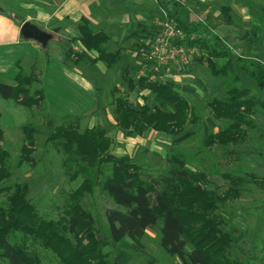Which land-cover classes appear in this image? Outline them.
Masks as SVG:
<instances>
[{"label":"rangeland","instance_id":"1","mask_svg":"<svg viewBox=\"0 0 264 264\" xmlns=\"http://www.w3.org/2000/svg\"><path fill=\"white\" fill-rule=\"evenodd\" d=\"M152 1L154 3L148 2V15L140 22L138 30L128 33V41L123 47L129 56L122 61L123 67H102L101 71L102 60L98 52H89L80 44L68 56L71 44L76 40H68L70 36L65 29L51 39L47 47L35 43L37 47L28 50L30 56L22 62V73L38 77L39 80L30 86V95L42 90L45 99L41 107L27 108L13 100L0 98L4 131L0 147L10 154L9 184L26 183L29 198L40 213L46 219L58 220L63 215L68 195L87 179L94 184V190L86 196V205L110 261L118 264H182L179 258L170 256L163 249L156 229L148 230L145 248L138 253L132 251V241L128 238L118 243L112 241L108 234L107 212L120 208L101 189V182L111 173V165L77 164L78 161H71L62 149L48 140L58 126L75 125L82 130L101 127L113 139L111 152L116 156H130L148 181L166 175L175 165L171 160L174 157L185 162L190 171L205 173L204 189L219 197L216 214L222 218L223 230L234 239L231 254L244 264H264V183L255 181V177L264 179V0ZM0 5L12 7L18 16H25L26 10L21 8V4L19 6L18 0H0ZM169 12L194 25L199 32L187 35L177 21L170 18ZM166 23L177 24V29L183 32L182 37L170 40V49L184 47L191 53L189 49L196 48L194 54H188L186 61L181 54L174 59L168 58L166 50L161 54L165 59L151 55L149 44L165 33ZM37 26L44 28L41 24ZM201 32L205 33L203 39H209L211 44L215 43L213 35L220 40L222 46L217 47L218 51L234 59L235 72L240 78L238 88L244 99L252 105L255 104L253 102L258 103L251 110L256 128L243 127L247 135L235 144L205 145L207 135L228 125L225 120L214 118L209 104L215 98L225 97L232 81L211 73L205 61L207 51L204 48L187 44L200 38ZM108 51L112 50L108 48ZM132 55H136L134 60L130 58ZM70 57L78 63L72 62ZM216 62L219 66L225 63L223 59ZM67 67L82 71L87 79L96 76L97 97L93 93L89 97L84 88L70 82L65 72ZM145 74L173 85L195 107L199 120L187 127V131L195 132L194 137L176 143L174 137L167 134L152 131L138 136L131 131L123 132L117 126L115 99L126 96L134 103H143V95L148 92L131 89L127 81L132 78L137 82ZM0 82L16 84L14 78L2 76ZM79 97L82 99L76 105ZM97 108L99 111L94 114ZM26 125L35 127L37 134L35 151L31 155L33 160L22 163L25 144L22 128ZM81 166L85 172L80 171ZM238 178L241 181L238 182ZM235 180L237 182L233 184ZM30 246L31 251L40 256L41 264H61L54 253L40 243L30 241Z\"/></svg>","mask_w":264,"mask_h":264},{"label":"trees","instance_id":"2","mask_svg":"<svg viewBox=\"0 0 264 264\" xmlns=\"http://www.w3.org/2000/svg\"><path fill=\"white\" fill-rule=\"evenodd\" d=\"M4 14L11 16L8 9ZM169 16L187 35L199 32L176 13L169 12ZM78 30L77 41L85 50L98 52L99 59L110 67L118 61L119 53L107 54L103 48L109 40L105 31L94 32L87 20L79 25ZM204 34L199 33L200 38L187 44L204 48L211 73L232 81L226 96L215 98L209 104L214 118L225 120L228 125L207 135L205 145L209 147L218 143L227 146L243 141L241 139L247 135L243 127L256 128L251 119L256 102L252 105L244 99L238 88L240 78L235 72L234 59L218 51L217 47L222 46L220 40L213 35L215 43L211 44L209 39H203ZM72 53L73 48H70L68 56ZM219 59L225 61L222 66L216 62ZM36 81V77L20 72L15 85L0 82V98L13 100L23 107L39 108L45 94L38 90L34 96L30 95V86ZM127 82L131 89L139 88L148 94L143 95V103H134L126 96L115 99L116 123L123 132L145 136L155 131L173 136L176 143L194 137L195 132L187 131V127L199 120L198 113L174 87L160 80H151L149 75L142 76L137 82L131 78ZM22 129L25 144L21 162L27 163L33 160L31 155L35 151L37 130L32 125ZM3 135L0 114V140ZM108 135L101 127L82 130L67 125L58 126L48 140L62 149L71 161H78L77 164L111 165V173L101 182V189L120 208L107 212L108 234L112 241L118 243L128 238L132 241V251L138 253L145 248L148 230L156 229L163 249L170 256L179 258L182 264H244L230 252L234 239L223 230L222 218L216 214L219 197L204 189L205 173L190 171L185 162L174 157L171 160L175 165L166 175L148 181L130 156H116L111 152L113 139ZM9 162L10 154L0 147V196L4 198H0V262L41 264L40 256L31 251L30 241H33L51 250L61 264H118L108 259L104 242L97 237L93 215L86 205V196L93 192L94 184L86 179L68 195L61 218L49 220L29 198L26 183L9 184ZM83 168L81 166L80 171L85 172ZM255 181L264 183V179L257 177ZM236 182L232 181L233 184Z\"/></svg>","mask_w":264,"mask_h":264},{"label":"crops","instance_id":"3","mask_svg":"<svg viewBox=\"0 0 264 264\" xmlns=\"http://www.w3.org/2000/svg\"><path fill=\"white\" fill-rule=\"evenodd\" d=\"M148 2L154 3L152 0H18L19 6L21 4V8L26 10L25 16H18L12 7L3 5L11 12V16L0 13V76L14 78L16 81L17 75L22 73V62L30 56L28 50H34L37 47L36 41L25 40L21 36V26L25 22L43 25V30L52 34V39L59 36L65 29L70 36L68 40H76L70 48L76 49L79 44L77 41L78 27L84 20H87L94 32L105 31L109 35L108 42L103 46L105 52L107 54L119 53L118 61L111 67H123L122 61L129 56L123 46L128 41V33L137 31L140 22L146 19ZM108 48L112 51H108ZM130 58L134 60L136 55ZM71 59L72 62L78 63L73 58ZM99 67L101 71H103L102 67L103 69L111 68L103 61ZM124 67L126 69L127 65ZM65 72L68 80L84 88L89 97L92 93L94 97H97L96 76L93 75L87 79L82 71L72 70L69 67ZM36 78L38 81V77ZM170 78L173 77L170 76ZM170 86L173 87V85ZM80 99L82 98H77L76 105ZM98 111L97 108L93 113L96 114Z\"/></svg>","mask_w":264,"mask_h":264},{"label":"built area","instance_id":"4","mask_svg":"<svg viewBox=\"0 0 264 264\" xmlns=\"http://www.w3.org/2000/svg\"><path fill=\"white\" fill-rule=\"evenodd\" d=\"M177 36H183V32L179 28L177 29V24L174 23L172 26L170 23H166L165 33L162 35H158L149 44L151 48V55H159V57H162L164 50H166V53H168V58L174 59L176 55L181 54L184 61H186L188 58V54H194L196 52V48L193 47L189 49L191 53H188L184 47L180 49H170V40ZM161 59L165 58L162 57ZM151 80H155L153 76L151 77Z\"/></svg>","mask_w":264,"mask_h":264},{"label":"water","instance_id":"5","mask_svg":"<svg viewBox=\"0 0 264 264\" xmlns=\"http://www.w3.org/2000/svg\"><path fill=\"white\" fill-rule=\"evenodd\" d=\"M0 13H6V9L0 5ZM21 36L25 40H34L43 47H47L49 41L52 39V34L40 29L37 25L31 22H25L21 26Z\"/></svg>","mask_w":264,"mask_h":264}]
</instances>
